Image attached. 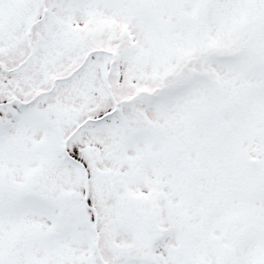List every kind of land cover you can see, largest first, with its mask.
<instances>
[{
  "label": "snow or ice",
  "instance_id": "1",
  "mask_svg": "<svg viewBox=\"0 0 264 264\" xmlns=\"http://www.w3.org/2000/svg\"><path fill=\"white\" fill-rule=\"evenodd\" d=\"M0 264H264V0H0Z\"/></svg>",
  "mask_w": 264,
  "mask_h": 264
}]
</instances>
